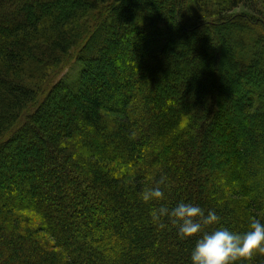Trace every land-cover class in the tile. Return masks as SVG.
<instances>
[{
    "label": "trees",
    "instance_id": "1",
    "mask_svg": "<svg viewBox=\"0 0 264 264\" xmlns=\"http://www.w3.org/2000/svg\"><path fill=\"white\" fill-rule=\"evenodd\" d=\"M260 2L0 0V264H191L159 203L264 220Z\"/></svg>",
    "mask_w": 264,
    "mask_h": 264
},
{
    "label": "clouds",
    "instance_id": "2",
    "mask_svg": "<svg viewBox=\"0 0 264 264\" xmlns=\"http://www.w3.org/2000/svg\"><path fill=\"white\" fill-rule=\"evenodd\" d=\"M166 181V175H162L155 186L146 187L141 193L142 201H164ZM220 219L214 210L205 213L198 204L185 201L174 206L159 203L151 210V220L157 228L164 229L170 224L176 227L181 239L196 236L190 251L191 264H234L241 258L264 253V220L251 217L247 230L241 233L220 226Z\"/></svg>",
    "mask_w": 264,
    "mask_h": 264
},
{
    "label": "rangeland",
    "instance_id": "3",
    "mask_svg": "<svg viewBox=\"0 0 264 264\" xmlns=\"http://www.w3.org/2000/svg\"><path fill=\"white\" fill-rule=\"evenodd\" d=\"M260 1H262V2H260L259 3V10H260V13L261 14H263L264 13V0H260ZM244 8H240V9H238L237 11H240V10H243ZM72 63H70L69 62V64L68 65H66L65 67H64V70L62 71V74L60 73L58 76V78H60V77H63V75H65V74H67L66 76H69V73L72 71V73H73V71L74 70H71L70 68H67L69 65H71ZM57 79V78H56ZM89 90H90V92H92V95H93V91L94 90H92V87L91 88H89ZM90 94V93H89ZM77 97V96H76ZM153 99V98H152ZM107 100V98H105L104 96L103 97H99V99H98V102L96 103V105L97 106H100V107H105V108H108V106H107V102L108 101H106ZM155 100V99H154ZM50 104V103H49ZM167 104V106H169V107H172V108H174V107H177V106H179L180 105V103H176V102H174V100H170V101H168V103H166ZM47 105H45V107H46ZM155 117L156 118H158V119H165V117H164V115H161V114H157V113H155ZM107 148V147H106ZM105 148V150H108V149H106ZM247 150H248V148H247ZM109 152H111V153H114L113 151H115L114 149H110V150H108ZM255 177H258V176H255ZM254 176H252V179H254L255 178ZM263 177L264 176H259L258 177V179H256L257 181H261L262 179H263ZM45 180H46V183H48L47 182V178H45ZM74 183V182H73ZM75 183H76V181H75ZM46 185H48V184H44L43 185V187L40 189L41 190V193L42 194H46V193H50V192H52V190H49V189H47V187H46ZM178 189H176V191H177ZM180 192H187V189L184 187V190H180ZM180 192H178L177 191V193H176V195H179L180 194ZM105 196H106V194H105ZM108 197V196H107ZM86 204V203H85ZM36 264H38L37 262H35Z\"/></svg>",
    "mask_w": 264,
    "mask_h": 264
}]
</instances>
